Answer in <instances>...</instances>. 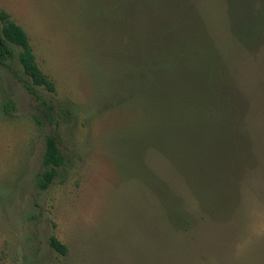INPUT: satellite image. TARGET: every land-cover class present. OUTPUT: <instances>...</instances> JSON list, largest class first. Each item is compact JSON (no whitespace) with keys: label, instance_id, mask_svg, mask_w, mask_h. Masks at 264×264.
I'll list each match as a JSON object with an SVG mask.
<instances>
[{"label":"rangeland","instance_id":"rangeland-1","mask_svg":"<svg viewBox=\"0 0 264 264\" xmlns=\"http://www.w3.org/2000/svg\"><path fill=\"white\" fill-rule=\"evenodd\" d=\"M120 1L0 0L57 88L0 63V264H264V31L239 37L264 0ZM150 34L219 62L205 104L144 88Z\"/></svg>","mask_w":264,"mask_h":264},{"label":"trees","instance_id":"trees-1","mask_svg":"<svg viewBox=\"0 0 264 264\" xmlns=\"http://www.w3.org/2000/svg\"><path fill=\"white\" fill-rule=\"evenodd\" d=\"M120 2L121 10L125 12L126 4L122 0ZM0 22L2 23L0 28V63L6 65L7 62L12 61L18 56L20 67L31 82V85H28L26 88L27 91L31 95L37 96L35 87H43L47 91L55 93L57 90L56 84L38 64L25 30L15 23L6 11H0ZM250 22L252 23L248 24L246 22L243 24L239 30V37L242 38L244 41L242 43L246 46L253 45L252 41L257 40L259 35L264 31V10L253 20H250ZM114 28L117 30V27ZM117 33L119 34L120 31H117ZM151 36L152 34L145 39L147 43H145L144 52L142 51V54L137 52L138 56L143 58V67H141V72H139L140 75L137 76L143 79L144 88L150 92H159V86L166 84L169 80L174 83L175 88L179 89L183 97L188 98L191 96L189 95V91L194 92V95H192V97L194 96L193 100L198 104H205V101L212 96V89L199 85L195 81V78H204L205 73L208 72V66L216 73L217 70L215 69L220 66L219 62H216L209 53H200L195 50V46L197 45H191L188 50L177 47L169 48L163 45L162 39H160V42L153 44L151 41H153L154 37ZM136 41L137 39H134L135 43ZM15 48H18L19 51ZM133 82H137V80ZM163 94L165 95L166 93ZM136 95L137 93L134 94V97L138 98ZM168 100L171 103L173 102L171 104L172 107H179V104L176 105L177 99L175 100L170 97ZM223 104L227 106V110L233 106L228 105V102H223ZM224 110L227 112L226 108ZM65 165L66 159L62 155L59 138L57 136H49L44 156L45 171L41 176L39 187L44 190L47 189L57 178L59 170ZM50 245L60 254L67 255L68 248L55 237L51 238Z\"/></svg>","mask_w":264,"mask_h":264}]
</instances>
